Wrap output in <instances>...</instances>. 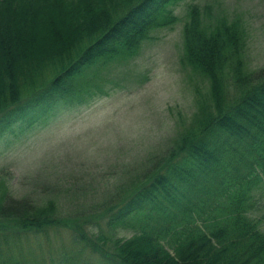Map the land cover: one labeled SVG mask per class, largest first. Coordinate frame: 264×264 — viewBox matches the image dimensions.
<instances>
[{
    "label": "trees",
    "instance_id": "trees-1",
    "mask_svg": "<svg viewBox=\"0 0 264 264\" xmlns=\"http://www.w3.org/2000/svg\"><path fill=\"white\" fill-rule=\"evenodd\" d=\"M181 1L0 0V135L26 112L30 123L125 86V67L176 22ZM246 45L239 16L186 4L179 62L207 90L196 85L195 109L178 113L169 144L91 206L86 195L65 216L53 187L15 195L0 168V264H38L39 241L60 230L80 247L70 264L82 254L83 264H264L253 215L264 198V66H247Z\"/></svg>",
    "mask_w": 264,
    "mask_h": 264
},
{
    "label": "rangeland",
    "instance_id": "rangeland-1",
    "mask_svg": "<svg viewBox=\"0 0 264 264\" xmlns=\"http://www.w3.org/2000/svg\"><path fill=\"white\" fill-rule=\"evenodd\" d=\"M188 2L210 4L229 19L239 16L247 30L246 64L264 66V0H182L175 6L176 22L155 30L125 67V86L86 104L52 108L46 119L34 115L28 123L33 111L26 112L24 123L16 121L4 129L0 168L15 195L40 197L50 186L62 214L79 212L86 195L88 207L121 179L122 171H129L131 163L169 144L178 113L188 118L195 109L196 85L207 90V82L179 62ZM71 184L78 188L77 195L68 191ZM253 215L264 230V198ZM59 233H50L49 240L41 238L40 251L33 254L38 264H70L73 252L80 251L69 230ZM117 234L129 235L122 230ZM85 258L82 254L75 262L81 264ZM89 262L102 264L96 256Z\"/></svg>",
    "mask_w": 264,
    "mask_h": 264
}]
</instances>
